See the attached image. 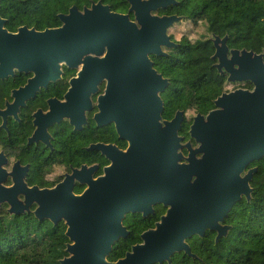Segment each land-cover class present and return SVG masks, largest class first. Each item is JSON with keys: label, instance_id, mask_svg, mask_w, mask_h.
I'll list each match as a JSON object with an SVG mask.
<instances>
[{"label": "water", "instance_id": "water-1", "mask_svg": "<svg viewBox=\"0 0 264 264\" xmlns=\"http://www.w3.org/2000/svg\"><path fill=\"white\" fill-rule=\"evenodd\" d=\"M127 1L126 13L102 0L82 10L73 5L59 15L63 25L44 30L24 25L10 32L0 17V64L10 59L82 64L81 83L107 80L98 124L114 123L129 143L124 151L110 144L91 146L112 161L104 175L94 179L89 173L94 167L84 166L51 189L28 187L16 176L6 187L0 163V209L8 203L10 215L25 214L35 203L37 218L66 224L70 242L61 264H171L176 252L192 255L187 239L193 235L215 230L219 240L228 234L225 218L243 197L252 196L257 168L246 169L264 157V50L230 49L228 36L211 37L219 74L228 73V81H251L254 89L223 93L214 110L198 114L190 133L199 146L191 149L178 135L184 111L163 120L161 94L170 81L151 58L166 56L164 48L177 45L169 29L184 17L158 14L176 0ZM76 181L87 185L82 193L74 192ZM155 204L167 207L155 227L144 231L124 257L110 261L113 247L129 234L126 216L146 217Z\"/></svg>", "mask_w": 264, "mask_h": 264}, {"label": "trees", "instance_id": "trees-1", "mask_svg": "<svg viewBox=\"0 0 264 264\" xmlns=\"http://www.w3.org/2000/svg\"><path fill=\"white\" fill-rule=\"evenodd\" d=\"M99 0H1L0 15L7 18V27L16 30L21 25L37 29L60 24L58 15ZM117 12L129 10L127 0H102ZM177 3L160 9V14H177L194 25L205 24L206 34L194 41L184 35L167 56H152L155 67L171 80L163 94L164 118L170 119L177 110L196 106L206 113L213 107V100L225 89V78L214 67L215 52L213 35L228 36L230 48L264 50V0H176ZM133 17V15H132ZM183 124V132L188 129ZM258 166L251 182L252 197L237 202L225 218L229 226L226 236L216 239L215 230H207L203 236L187 239L192 255L176 252L171 264H264V158L249 167ZM165 208L158 206L156 215L141 218L139 214L128 216L125 224L129 229L109 256L110 261L124 257L131 247L141 241V233L153 227ZM66 224L49 219H39L33 212L10 215L0 211V264H61L68 256L70 242ZM157 264H170L167 261Z\"/></svg>", "mask_w": 264, "mask_h": 264}, {"label": "flooded vegetation", "instance_id": "flooded-vegetation-1", "mask_svg": "<svg viewBox=\"0 0 264 264\" xmlns=\"http://www.w3.org/2000/svg\"><path fill=\"white\" fill-rule=\"evenodd\" d=\"M83 7L79 9L82 10ZM158 14H160L159 11ZM0 17L6 20L4 27L10 32H17L20 27L24 26L21 25L16 30H11L6 26L7 18L1 15ZM61 25L63 23L60 20V24L55 27ZM166 49L171 48H164L167 52ZM152 56L156 55H151V58ZM53 62L56 63L49 66L37 60H24L23 62L10 59L0 64V163H3L4 172L2 173L7 177L4 182L6 187L15 184L14 176H16L23 177L28 187L51 189L84 166L87 169L94 167L89 170V173L96 179L104 175L105 167L110 166L112 161L102 151L91 148V146L101 143L115 145L123 151L128 148V141L119 137L114 123L99 125L95 118L100 111L99 97L105 93L107 80H101L98 83L95 81L81 83L78 78H80L82 64L70 65L66 61L59 60ZM220 76L225 78L226 85L233 84L231 88L225 85L220 95L237 91V89L250 91L254 89L251 81H228V73ZM169 81L171 85V80ZM167 89L161 94L163 100V94ZM219 96L213 100V107L206 113L199 111L196 106L180 110L184 111L182 127L178 134L184 138L182 144L190 142L191 149L198 148L199 143L190 133L191 125L198 114L206 116L216 108L214 101ZM174 116L170 119L163 116V120H171ZM186 121L189 123L184 133L183 124ZM190 148L182 149L186 157L190 154ZM196 156L200 158L202 154H196ZM260 159L251 161L249 165ZM249 165L246 171L256 167L258 172V166L249 167ZM86 188V184L76 181L73 190L75 193H82ZM19 197L23 199L24 195L21 194ZM160 205L163 206L162 204L153 205L154 212L146 217L139 213L135 214H139L141 218L155 216L156 209ZM9 207L8 203H3L0 211L5 209L8 212ZM163 207L165 208L164 213L158 216L154 224L166 213L167 207ZM36 208L37 204L34 203L31 210ZM132 215L134 214H128L126 218ZM154 227L155 225L148 229Z\"/></svg>", "mask_w": 264, "mask_h": 264}, {"label": "rangeland", "instance_id": "rangeland-1", "mask_svg": "<svg viewBox=\"0 0 264 264\" xmlns=\"http://www.w3.org/2000/svg\"><path fill=\"white\" fill-rule=\"evenodd\" d=\"M169 33L172 34L175 40L178 41L181 40L184 35H187L194 41L202 34H206V29L205 24L202 22L199 23V25H194L192 21L182 19L170 28ZM211 37L209 39H211ZM226 86L231 88L233 87V84H227Z\"/></svg>", "mask_w": 264, "mask_h": 264}]
</instances>
